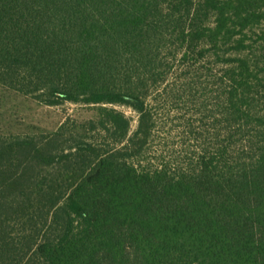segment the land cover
<instances>
[{
    "label": "trees",
    "instance_id": "1",
    "mask_svg": "<svg viewBox=\"0 0 264 264\" xmlns=\"http://www.w3.org/2000/svg\"><path fill=\"white\" fill-rule=\"evenodd\" d=\"M0 87L94 109L0 133V264H264V0H0Z\"/></svg>",
    "mask_w": 264,
    "mask_h": 264
},
{
    "label": "rangeland",
    "instance_id": "2",
    "mask_svg": "<svg viewBox=\"0 0 264 264\" xmlns=\"http://www.w3.org/2000/svg\"><path fill=\"white\" fill-rule=\"evenodd\" d=\"M132 117L135 127L136 114L126 107L117 106ZM94 114L92 106L64 101L56 105L39 103L29 96L17 94L0 87V133L5 135H37L57 128L62 122L71 124L73 120L88 119ZM180 129H174L170 141L175 149L181 138ZM179 132V133H178Z\"/></svg>",
    "mask_w": 264,
    "mask_h": 264
}]
</instances>
